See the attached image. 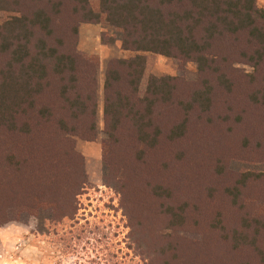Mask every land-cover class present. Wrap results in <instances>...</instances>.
Listing matches in <instances>:
<instances>
[{"label":"rangeland","instance_id":"obj_1","mask_svg":"<svg viewBox=\"0 0 264 264\" xmlns=\"http://www.w3.org/2000/svg\"><path fill=\"white\" fill-rule=\"evenodd\" d=\"M70 7H60L67 24ZM76 32L94 115L68 117L54 77L36 96L51 125L28 116L16 119L28 133L0 128V264H264V63L243 53L251 44L243 37L230 52L226 87L186 110L178 100L196 88L195 63L146 53L138 87L123 73L105 114L107 65L136 53L119 34L101 42L114 34L102 21H78ZM146 75L170 85L168 98L150 93Z\"/></svg>","mask_w":264,"mask_h":264},{"label":"trees","instance_id":"obj_2","mask_svg":"<svg viewBox=\"0 0 264 264\" xmlns=\"http://www.w3.org/2000/svg\"><path fill=\"white\" fill-rule=\"evenodd\" d=\"M88 1L0 0V12L6 15L0 22V54L4 55L2 64L0 58L1 129L17 134L27 126L18 125L16 119L28 116L51 125V113L47 107L37 109L36 96L54 77L59 83L57 96L68 117L77 119L85 112L94 115L93 77L74 55L78 21L106 23L114 34L101 33V42H112L119 34V48L136 53L116 61V69L110 68L114 63L107 65L103 85L105 114L113 83L123 73L131 75L132 91L138 87L146 53L195 63L196 88L187 101L178 100L184 110L206 104L214 88L226 87L230 52L243 37L252 46L243 53L255 66L264 63V9L258 8L255 0H97V10H92ZM70 5L76 21L67 24L60 7ZM146 77L153 96L160 93L161 100L168 98V83ZM114 95L117 101L122 97L118 90ZM114 101L109 98L110 104ZM109 118V129H115L118 117L111 114ZM78 127L84 126L74 125L72 129ZM30 129L27 127L26 132ZM88 129L91 131L89 125ZM20 163L21 160L16 162V166ZM103 181L108 182L105 177ZM48 202L58 208L57 200Z\"/></svg>","mask_w":264,"mask_h":264}]
</instances>
